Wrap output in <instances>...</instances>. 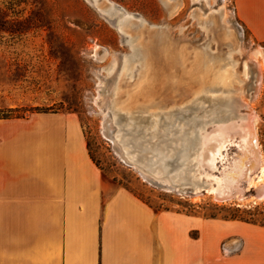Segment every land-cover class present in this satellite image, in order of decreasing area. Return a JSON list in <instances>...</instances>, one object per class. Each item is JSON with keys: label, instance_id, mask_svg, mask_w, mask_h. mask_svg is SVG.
I'll return each instance as SVG.
<instances>
[{"label": "rangeland", "instance_id": "374dc122", "mask_svg": "<svg viewBox=\"0 0 264 264\" xmlns=\"http://www.w3.org/2000/svg\"><path fill=\"white\" fill-rule=\"evenodd\" d=\"M97 1L96 6L93 0H0V117L74 113L103 179L126 188L155 211L264 224V199L256 201L252 196L260 185L248 187L242 200L217 203L203 187L208 185L205 175L218 179L221 168L212 174L217 168L207 167L206 155L203 166L197 161L203 139L207 142L217 128L226 125L231 126L226 131L236 132L238 124L246 122L250 114L256 116L257 143L264 160V70L255 66L261 60L258 55L256 61L255 50L264 45L256 43L239 23L235 0ZM106 2L130 15V28L123 30L124 24L120 27L121 22H129L126 18L99 11L109 10ZM157 33L171 48L183 50L184 57L177 69L172 64L174 56L164 57L172 68H168L171 77L179 81L164 91L158 99L161 105H152L156 101H150L142 91L143 60L136 48ZM189 69H193L190 76ZM223 69L228 83L221 89L217 76ZM163 75L151 81L149 94L164 90L168 76ZM137 91L140 96L133 101L135 97L130 95ZM194 105L198 108L193 111L200 120L198 124L192 126L191 118L180 120L175 116L177 111L183 113ZM127 115L132 119L127 120ZM146 115L148 119H143ZM120 127L124 129L122 134L128 131L132 135L133 142L140 141L142 154L149 151V160L155 161L167 178L181 189L198 187L199 193L165 192L145 182L122 162L109 138L115 135L120 139ZM187 129L193 133L184 134ZM167 131L170 133L165 136ZM192 136H197L196 145L188 150L185 145L187 141L193 143ZM147 139L154 146L145 145ZM239 141L235 134L223 144L237 145ZM209 151L204 150V154ZM234 152L232 148L228 154ZM220 154L222 159L229 158L224 149ZM172 159L175 165L170 169L167 161ZM217 161L222 164L219 157L215 164ZM230 163L223 164L222 169L231 168ZM183 172L194 175L197 181H191L188 175L183 177Z\"/></svg>", "mask_w": 264, "mask_h": 264}, {"label": "crops", "instance_id": "0c3cea01", "mask_svg": "<svg viewBox=\"0 0 264 264\" xmlns=\"http://www.w3.org/2000/svg\"><path fill=\"white\" fill-rule=\"evenodd\" d=\"M235 9L264 45V0ZM0 264H264V226L155 211L103 179L76 114L37 112L0 118Z\"/></svg>", "mask_w": 264, "mask_h": 264}, {"label": "bare ground", "instance_id": "6f19581e", "mask_svg": "<svg viewBox=\"0 0 264 264\" xmlns=\"http://www.w3.org/2000/svg\"><path fill=\"white\" fill-rule=\"evenodd\" d=\"M93 2L95 4L98 1L93 0ZM106 3L109 4V10L105 12L103 10L102 11L99 10L100 12L108 13L110 15L117 14L118 16L120 15L122 19L125 20L126 18V21H129L127 20V18L130 17V15L124 13L121 9L117 8L111 2H106ZM223 15L225 16V14ZM130 23L131 21L121 22L120 27L123 26L124 24L126 28L123 30H127L128 28L131 27ZM123 30L121 31L122 33H124ZM155 35L156 36L153 35V39L150 37V39L146 40V42L145 41L141 42L142 45H140L138 48L136 47L135 48L138 49L137 51L143 60L142 72L140 75L143 77V84H144L143 87L144 88L142 89V91H144V96L148 97L150 101H156L155 104H152V105H159L160 104L159 102H161V100H158V99L163 97L162 94L164 93V91L168 90V88L175 87L179 81V78L176 79V76L171 77L173 73H171L169 70H171L172 68L171 66H169V63L164 62L163 59L164 57L168 55L170 57L174 56L175 62L173 61L172 64L174 63L175 65L174 69H177L178 67L181 66L183 62L184 51L181 49H176L175 46L174 48H171L170 44L167 43L168 41H166L164 37H162L158 33ZM149 36L151 35L149 34ZM137 51H136V54H137ZM258 55L260 56L261 60L257 64L255 63L256 64L255 66L260 71H263L264 70V48H259L255 50V58ZM256 61H257V58H256ZM172 64L170 63V65ZM169 67L171 69L168 70ZM166 71L168 73H166ZM181 71L182 70L180 69V72ZM188 72H190L189 73V76H190L191 73L193 72V69L191 70L189 69ZM162 75L168 76V78L165 79L164 86L166 87H164V90L161 89L158 95L157 94L154 95L155 92H153V94H149V91L152 90L151 88L149 89L151 83H153L151 81H154L156 78H159V76H162ZM170 77L172 78V80ZM217 77H218L219 84L221 85L219 87L221 89L225 88V86L228 83L227 82L228 75L226 74V70L223 69V71H221ZM187 80L191 81L192 79L191 77H188ZM161 81H164V80L162 79ZM137 93L138 91L130 95V97H135V98H132L133 101H136V97L140 96V95H136ZM116 114H120V113L116 112ZM127 117H128L127 120L132 119L128 115ZM255 122H256V116H254L253 114L252 115L250 114L249 119L246 120V122H241L240 124H238L239 127L236 129L237 130L236 132H234L233 130L226 131L227 127L231 128L230 125H226L225 127L217 128L216 134L214 136H211L207 142L203 139L202 151L201 153H199V157L197 161L199 162L201 166H203L204 165L203 155H206L207 159L206 158L205 159H206L207 167L210 170L217 168L215 171L212 172V174H217L216 171H219V168H221V170L219 171V174L216 175V177L221 175L220 178L218 179L217 178L214 179L210 175L209 177L205 175L206 182L208 183L207 188L205 189L207 192H210L211 195L217 192L218 193L217 194L218 196L216 197L217 199L221 198L220 195H222V193L224 192L225 194L224 196H226V194H229L231 195V197L235 198L236 200H242L246 196L245 195L246 189L250 186H255V185H260L261 188L260 190H257L254 193V195L259 197V199H256L254 196L255 198L254 200L258 201V200L264 199V160L262 158V155H261L262 153L257 143ZM122 128L123 127H120L119 132L124 130ZM169 133H170L169 131L165 132V136L169 135ZM189 133H193V132L191 130L189 131L188 129L185 130L184 132V134L186 135ZM235 134H237L240 137L241 142L239 141L237 145L232 144L233 146L234 145L236 146L237 151L234 152L232 155H229L228 151L231 150L229 147L232 145H230L229 142H228L229 144L228 143L223 144V143H224V140H228L229 137H232ZM120 135H121L120 139L118 137H114L115 135L109 138L113 141L115 151L117 155H119L120 159L125 165L127 166L130 165L132 169L145 182H147L153 187L154 186L158 187L159 189H162L164 191H171L173 188L181 189V185L178 186L176 183L172 182L169 178H167L165 174L162 173V170L160 167L157 168L158 164L155 161L149 160L150 156L148 157L147 155L149 154V151L142 154L141 143L139 140L133 142L132 135H130L128 131L124 132V134H122L121 132ZM196 137L192 136L190 137V139L193 140V138H196ZM187 142L188 144L185 145V147H188V150H191L192 148L194 149L196 145L195 142L193 143H191V141H187ZM171 143L172 142L168 143L167 146H171ZM153 144L154 143L150 142L149 139H147L145 142V145H149L151 147L154 146ZM188 145H191V148ZM220 145L222 147L218 149ZM125 147H127L128 152L125 151L126 149ZM221 149H224L225 154L226 153L228 154L229 156L228 159H225V158L222 159V157H220ZM204 150H208V151L211 150V151H209V153L207 154H204ZM127 154H130L129 155L130 157H127ZM216 157H219L222 160V164L219 161H217L215 164ZM230 161L232 163V167L231 168L226 167L222 169V165ZM257 167L259 168L258 174L254 177V172ZM182 174H183V177L188 175L191 181H197L196 177H194V175L189 176L188 172H183ZM148 177H151L153 180H150ZM191 188H192V192L194 195L199 193L198 187L197 188L191 187Z\"/></svg>", "mask_w": 264, "mask_h": 264}, {"label": "water", "instance_id": "95a60500", "mask_svg": "<svg viewBox=\"0 0 264 264\" xmlns=\"http://www.w3.org/2000/svg\"><path fill=\"white\" fill-rule=\"evenodd\" d=\"M197 108V106L196 105H194L192 108H189V109H187L186 108V110L183 112V113H181V112H179V111H177V113L176 114H178L179 116H177L176 114H175V116L177 117V118H179L180 120H185V119H189V118H191L192 119V126H194V124H195V122H197V124H198V122H200V120L198 119V115L195 113V112H193V111H195V109ZM198 109V108H197ZM179 112V113H178ZM148 115H146V116H144V118L143 119H148ZM197 117V118H196ZM141 119H142V116H141V118H138V122L140 123V121H141ZM196 137V136H195ZM193 142H196V138H193V140H192ZM230 149H234L235 150V152L237 151V148H236V146H230L229 147ZM191 154H193V152H191ZM145 158H147V157H145ZM167 164L169 165V168L170 169H173L174 168V166L173 165H175V163H174V159H172V160H169V161H167ZM129 167H131L130 165H128ZM132 168V167H131ZM150 180H153L151 177H148ZM200 186H201V184H200ZM155 187V186H154ZM155 188H157V189H159L158 187H155ZM201 188V187H200ZM159 190H162V189H159ZM203 190L204 191H206V189L203 187ZM176 192V191H178V192H180L181 194H184V195H186V194H188V193H192L193 194V192H192V188L190 187L189 189H187V188H185V189H175V188H173L171 191H165V192ZM218 193L216 192L215 194H213V195H211L212 196V199L213 200H215V202H220V203H225V202H228V201H231L232 200V198L233 197H231V195H229V194H226V196H224L225 194H224V192L222 193V195H220V197L221 198H219V199H217L216 197L218 196L217 195ZM253 196H255V198L256 199H259V197L258 196H256V195H253ZM233 199H235V198H233Z\"/></svg>", "mask_w": 264, "mask_h": 264}, {"label": "trees", "instance_id": "16d2710c", "mask_svg": "<svg viewBox=\"0 0 264 264\" xmlns=\"http://www.w3.org/2000/svg\"><path fill=\"white\" fill-rule=\"evenodd\" d=\"M0 118H11L10 116H2V117H0ZM141 200V199H140ZM147 204V203H146ZM212 217V216H211ZM239 220H243V221H246V222H249V223H253V224H257V225H262V226H264V224L263 223H255V222H251V221H248V220H244V219H239Z\"/></svg>", "mask_w": 264, "mask_h": 264}]
</instances>
